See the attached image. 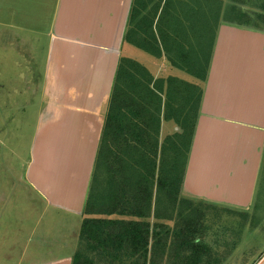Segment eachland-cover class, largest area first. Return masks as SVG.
I'll return each instance as SVG.
<instances>
[{
	"label": "rangeland",
	"instance_id": "374dc122",
	"mask_svg": "<svg viewBox=\"0 0 264 264\" xmlns=\"http://www.w3.org/2000/svg\"><path fill=\"white\" fill-rule=\"evenodd\" d=\"M158 1L167 2L165 14L170 19L164 37L171 32L177 41L190 40L194 50L188 56L193 61L200 40L207 47L206 62L211 41L219 39L223 26L264 27V0H135L136 7L149 3L130 19L131 44L140 34L147 36L142 20ZM208 27L212 31L206 37ZM135 46L126 44L123 56L140 60L156 74L183 73L165 70V58L159 60ZM30 48L29 42H4L0 47V264H17L22 255L23 264H72L110 97L102 103L100 97L87 100L74 96L76 91L69 94L57 71L51 67L46 71ZM176 51L175 59L182 63L178 54L184 51ZM261 54L258 62L264 67ZM42 55L44 59L47 52ZM220 66L221 71V62ZM249 69L252 72L253 67ZM260 77L264 80V68L258 70ZM163 124L162 139L175 130L182 132L171 121ZM186 171L182 195L209 204L203 207L205 229L198 239L203 241L204 256L199 262L264 264V155L258 161L251 203L242 208L198 197L186 186Z\"/></svg>",
	"mask_w": 264,
	"mask_h": 264
},
{
	"label": "trees",
	"instance_id": "16d2710c",
	"mask_svg": "<svg viewBox=\"0 0 264 264\" xmlns=\"http://www.w3.org/2000/svg\"><path fill=\"white\" fill-rule=\"evenodd\" d=\"M158 2L142 20L147 36L140 34L134 45L165 58V70L177 69L191 78L179 72L156 74L136 58L120 57L72 264L202 263L203 241L198 237L205 229L203 207L209 204L183 196L182 187L185 151L189 154L192 146L216 39L206 62L207 47L199 40L193 61L188 56L194 50L190 40L177 41L171 32L164 37L170 19L167 2ZM148 3L133 4L130 19ZM130 36L128 30L129 43ZM177 48L184 51L178 54L182 63L175 59ZM168 121L182 132L175 130L162 139Z\"/></svg>",
	"mask_w": 264,
	"mask_h": 264
},
{
	"label": "crops",
	"instance_id": "0c3cea01",
	"mask_svg": "<svg viewBox=\"0 0 264 264\" xmlns=\"http://www.w3.org/2000/svg\"><path fill=\"white\" fill-rule=\"evenodd\" d=\"M133 4L134 0H0V47L4 42H29L45 70L57 71L66 92L76 91L73 95L79 99L100 97L103 103L111 95L125 45L134 46L125 40ZM217 39L185 183L202 199L242 208L251 203L258 161L264 155V80L258 79V70L264 68L258 62L264 53V31L226 25ZM44 51L47 56L42 59ZM55 239L51 240L58 243ZM59 248L60 244L61 257ZM23 257L17 264H23Z\"/></svg>",
	"mask_w": 264,
	"mask_h": 264
}]
</instances>
